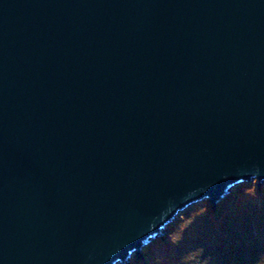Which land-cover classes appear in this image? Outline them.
Here are the masks:
<instances>
[{"label":"water","instance_id":"obj_1","mask_svg":"<svg viewBox=\"0 0 264 264\" xmlns=\"http://www.w3.org/2000/svg\"><path fill=\"white\" fill-rule=\"evenodd\" d=\"M255 180L264 0H0V264H124Z\"/></svg>","mask_w":264,"mask_h":264},{"label":"rangeland","instance_id":"obj_2","mask_svg":"<svg viewBox=\"0 0 264 264\" xmlns=\"http://www.w3.org/2000/svg\"><path fill=\"white\" fill-rule=\"evenodd\" d=\"M228 195L224 202L221 200L222 203L219 202L218 205L216 204L217 206L214 205L216 206L215 209L213 204L207 200L190 206L165 228L161 236L151 241L141 251L140 255L134 254L124 264H222L223 257L218 246H210L211 251L209 252L206 250L210 249H205V246L197 247V244H192L185 238L188 237V231L192 227L196 228L200 224V217H204V215L213 217L212 212L216 211L217 208L225 216L228 214L237 216L243 212L244 217L251 216L261 208L264 209V185H258L256 180L232 189ZM263 225L261 228L255 227L256 230L252 234L254 237L250 236L247 239L250 245H254L255 248L264 245ZM172 256H176L178 261L176 258H174L175 261L173 259L171 261ZM262 257L263 261L259 260L251 264H264V256Z\"/></svg>","mask_w":264,"mask_h":264},{"label":"trees","instance_id":"obj_3","mask_svg":"<svg viewBox=\"0 0 264 264\" xmlns=\"http://www.w3.org/2000/svg\"><path fill=\"white\" fill-rule=\"evenodd\" d=\"M216 206H214V209ZM212 213L213 217H206L204 215V217L199 218L200 224L188 231V237L185 238L186 241L197 244V247L203 245L205 249H210L206 250L209 252L211 251L210 246H218L223 257L222 264H251L259 260L263 261L264 245L260 248H255L254 245H250L247 239L250 236L254 237L252 234L256 230L255 227H262L264 223V209L261 208L251 216L247 215L245 217L243 212L239 213L238 217L233 214L225 216L219 208ZM174 258L176 256H172L170 260L172 261L173 259L175 261Z\"/></svg>","mask_w":264,"mask_h":264}]
</instances>
